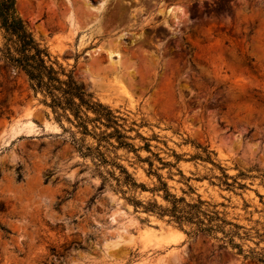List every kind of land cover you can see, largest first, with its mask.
Returning <instances> with one entry per match:
<instances>
[{"label": "rangeland", "instance_id": "obj_1", "mask_svg": "<svg viewBox=\"0 0 264 264\" xmlns=\"http://www.w3.org/2000/svg\"><path fill=\"white\" fill-rule=\"evenodd\" d=\"M16 9L120 126L82 134L0 62V264H264V0ZM165 191L225 222L178 226Z\"/></svg>", "mask_w": 264, "mask_h": 264}, {"label": "trees", "instance_id": "obj_2", "mask_svg": "<svg viewBox=\"0 0 264 264\" xmlns=\"http://www.w3.org/2000/svg\"><path fill=\"white\" fill-rule=\"evenodd\" d=\"M50 57L47 47L35 38L27 22L18 13L16 0H0L2 68L6 71L24 72L31 89L43 95L44 103L52 109L53 113L57 117L64 116L70 123H75L84 135L90 133L87 127L88 122L96 121L106 128L113 125L120 126L118 117L112 110L95 100L90 92L84 91L71 75H67L65 79L62 78L61 75L64 74L62 67L56 68L54 66L56 63ZM89 111L94 114L93 117L88 115ZM114 135L120 145H129L122 140L126 136L117 127L102 136ZM224 176L227 178V175ZM226 184L230 185L227 182ZM165 192L166 200H170L169 197L172 198L171 207L163 209L160 215H168L178 226H181L183 222H189L196 225L195 231L209 232L219 228L217 220L225 222L216 211L204 210L202 208L204 201L199 199L196 203H186L182 197L176 198L168 191Z\"/></svg>", "mask_w": 264, "mask_h": 264}, {"label": "bare ground", "instance_id": "obj_3", "mask_svg": "<svg viewBox=\"0 0 264 264\" xmlns=\"http://www.w3.org/2000/svg\"><path fill=\"white\" fill-rule=\"evenodd\" d=\"M180 14V9L178 8H174V7H170L166 10L164 16L166 19H170V18H176L178 15ZM114 51H109L108 52V56L110 58V60L112 59V57L114 56Z\"/></svg>", "mask_w": 264, "mask_h": 264}]
</instances>
